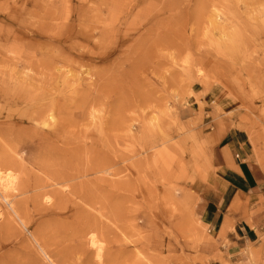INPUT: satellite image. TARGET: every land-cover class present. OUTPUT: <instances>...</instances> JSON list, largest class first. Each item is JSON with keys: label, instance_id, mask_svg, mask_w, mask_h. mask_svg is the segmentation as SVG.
<instances>
[{"label": "rangeland", "instance_id": "rangeland-1", "mask_svg": "<svg viewBox=\"0 0 264 264\" xmlns=\"http://www.w3.org/2000/svg\"><path fill=\"white\" fill-rule=\"evenodd\" d=\"M62 122L92 205L41 189ZM0 147L24 171L0 180V264H264L257 243L203 256L197 210L222 167L264 174V0H0Z\"/></svg>", "mask_w": 264, "mask_h": 264}, {"label": "crops", "instance_id": "crops-1", "mask_svg": "<svg viewBox=\"0 0 264 264\" xmlns=\"http://www.w3.org/2000/svg\"><path fill=\"white\" fill-rule=\"evenodd\" d=\"M221 169L223 189L197 205L207 228L200 247L206 257L233 255L248 243L264 245V174L242 161Z\"/></svg>", "mask_w": 264, "mask_h": 264}, {"label": "bare ground", "instance_id": "bare-ground-1", "mask_svg": "<svg viewBox=\"0 0 264 264\" xmlns=\"http://www.w3.org/2000/svg\"><path fill=\"white\" fill-rule=\"evenodd\" d=\"M6 97L7 96H5V98ZM10 101L11 100H6V102H8V103ZM41 115H42V112H41ZM23 118H20L19 119V123H25V121L23 120ZM41 122L44 123V118H42V117H41ZM6 125H8V124H6ZM54 127H55V130H54V132L52 134L53 139H54V141L56 143H61L63 145V147H62V149L61 148L60 149H57L56 148L54 150V151H58V152H55L54 153L56 155V157L58 156L56 159L53 158V161H50V160L48 161L47 159H45L44 160V163H41V167L40 168L43 169V167H47V169H46V176L49 178V180H52V182L44 181L43 183H41V189L49 188L51 186H58V185H61L62 187H65V188L68 189V194H67L68 197H66L67 195H63V193L60 194V193L54 192L52 194V197L55 200V204H56L57 208H59V209L61 207H64V209H65L68 206V204L70 202V197L79 198L80 199L79 201H83L87 205H90V204L92 205V202H91L92 199L90 198L91 197V195H90L91 194V185H90L91 183H90V180L87 179L92 174V169L90 168V164H89V163H91L90 162V156H91L90 155V149L88 147H86V146L85 147H82V146L75 147L74 144H75V142H76L77 139L75 137V133L73 132V130H74L73 128L74 127H73V124L72 123L71 124L64 123V122L57 123V124L54 125ZM2 129H4V128H2ZM23 132H24V130H19L18 136H20L19 134H22ZM12 134H14V133H12ZM11 137H13V136H11ZM39 145H37V146H39ZM23 146H25V145H23ZM44 148L46 149L47 146H45ZM0 149H1V147H0ZM43 149L41 151H43ZM82 154L84 155V157L81 156ZM26 160H28V159H26ZM20 161H23V160H20ZM46 161H47V163H46ZM19 162L15 161V159H13L9 155H7L5 152H3V150L0 151V171L2 169L5 170L4 168H8V170L5 171V172H7L6 174H4V173H3L4 175L3 174H0V180H3V182H5L4 184H6V186H8L7 188L9 190H10V188L11 189H14L13 186H15V185H13L14 184V178H15L14 176L15 175L12 176L13 174H12L11 171H9V169H10L9 167H11V166H14L15 167V165H16V167H18L19 169H21L23 171L22 163H19ZM38 163H40V162H38ZM98 166H100V165H98ZM49 168H51V169L49 170ZM100 168L101 169H107V167L104 164H101V167H99V169ZM97 170H98V168H97ZM0 173H2V172H0ZM42 173H45V172H42ZM93 173H94V170H93ZM1 175H3V176H1ZM24 175H26V174L24 173ZM25 177H27V175ZM78 178L79 179L80 178H83L85 180L82 181V182L80 180L79 181L80 183H77V182H75V180L78 179ZM0 183H2V182H0ZM2 186H3V184H2ZM33 188H35V187H33ZM30 189H32V188L28 184V180L27 179L26 180L22 179V181L20 183L19 194L20 195H23L26 192L30 191ZM9 190H7V191H9ZM24 204H25V200H21L18 203V206L21 207V206H24ZM71 207L73 209H75L74 210V212H75L74 213V216L78 215V213L80 211H77V207H74V206H71ZM81 213L82 214H86L85 215L86 218L84 220L85 222H84V226H83V231L84 232L85 231H89L91 229V224L89 222L90 221L89 215L87 213L82 212V211H81ZM79 217H80V215H79ZM94 222H95V220H94ZM98 243H100V242L96 240V237L95 236H91V238H90V245L92 247H95L97 252H100L102 250V248H101V246Z\"/></svg>", "mask_w": 264, "mask_h": 264}]
</instances>
